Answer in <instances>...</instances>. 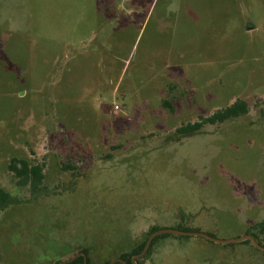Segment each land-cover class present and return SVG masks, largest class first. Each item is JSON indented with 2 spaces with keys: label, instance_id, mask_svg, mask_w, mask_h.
Here are the masks:
<instances>
[{
  "label": "rangeland",
  "instance_id": "obj_1",
  "mask_svg": "<svg viewBox=\"0 0 264 264\" xmlns=\"http://www.w3.org/2000/svg\"><path fill=\"white\" fill-rule=\"evenodd\" d=\"M237 98L246 113L176 132ZM13 157L43 164L38 196ZM0 187V264H103L151 226L264 246V0H0ZM184 236L140 264H264Z\"/></svg>",
  "mask_w": 264,
  "mask_h": 264
},
{
  "label": "trees",
  "instance_id": "obj_2",
  "mask_svg": "<svg viewBox=\"0 0 264 264\" xmlns=\"http://www.w3.org/2000/svg\"><path fill=\"white\" fill-rule=\"evenodd\" d=\"M163 104L165 106H168L171 108L170 104L164 100ZM248 110V104L245 100L241 99V98H237L236 100H234L230 105L226 106L225 108L219 109L215 112H213L212 114L208 115V116H201L199 118L198 121H195L193 123H186L183 124L179 127H177L175 130L178 134H190L193 131L199 129L203 124L205 123H215V122H222L227 118L230 117H235L241 114L246 113ZM65 168H72L74 169L73 166L67 164V163H63ZM7 169L9 172H11L12 174H14L15 176L18 177V180L21 184L23 185H28L31 193H32V198L38 196L41 192H42V180L44 178V172H43V164L42 163H38V162H33V163H29L26 159L24 158H16L13 157L10 159L8 165H7ZM12 196L11 194L6 191L5 189H3L2 187H0V210H2L3 208H5L8 204L12 203ZM161 227H157V226H151L149 231H148V235L153 232L154 230H157ZM174 228L177 229H181V230H196L197 228H189V227H184V226H179L176 225L174 226ZM252 228H257L259 229L261 232L264 231V220L261 221L260 223L253 225ZM245 234H251L254 238H256L257 236L254 235V233L251 232V230H247L245 232ZM172 234L170 233H163V234H159L157 236H155L152 241L150 246L148 247L146 253L139 259L136 260L137 264H140L142 259L150 253L152 246L155 244V242L157 241V239L159 238H164L167 236H170ZM177 237H187L184 235H177ZM258 238V237H257ZM147 237H145L140 244H138L135 248H133L130 252L128 253H124L121 254L119 257L122 258L124 261L130 263V258L132 255L140 252L145 244ZM242 242H247L249 243V240H243ZM81 252H83L85 254L86 257V264H92L91 261L89 260V258L87 257L86 254V250H81ZM61 261H57L56 263H59ZM109 261L104 262L103 264H108ZM63 264H84V260H83V255H78L75 259H73L70 262H65ZM113 264H122L119 261H115Z\"/></svg>",
  "mask_w": 264,
  "mask_h": 264
},
{
  "label": "water",
  "instance_id": "obj_3",
  "mask_svg": "<svg viewBox=\"0 0 264 264\" xmlns=\"http://www.w3.org/2000/svg\"><path fill=\"white\" fill-rule=\"evenodd\" d=\"M163 233H170V234H176V235H194V236H201L204 237L210 241L216 242V243H221V244H228V243H232V242H239V241H243V240H249L252 245H254L256 248L264 251V246L261 245L251 234H243L240 236H236V237H231V238H217L209 233L203 232V231H196V230H181V229H177V228H173V227H161L157 230H154L153 232H151L146 241L145 244L142 248V250L134 255L131 256L130 258V263L124 261L122 258L120 257H114L112 258L108 264H113L115 261H119L122 264H137L136 260L141 258L147 251L148 247L151 244L152 239L159 235V234H163ZM78 255H83V260H84V264H86V257L85 254L83 252H78L76 253L74 256H71L68 259H65L64 261H61L57 264H63L65 262H70L73 259H75Z\"/></svg>",
  "mask_w": 264,
  "mask_h": 264
},
{
  "label": "flooded vegetation",
  "instance_id": "obj_4",
  "mask_svg": "<svg viewBox=\"0 0 264 264\" xmlns=\"http://www.w3.org/2000/svg\"><path fill=\"white\" fill-rule=\"evenodd\" d=\"M81 252V251H80Z\"/></svg>",
  "mask_w": 264,
  "mask_h": 264
}]
</instances>
